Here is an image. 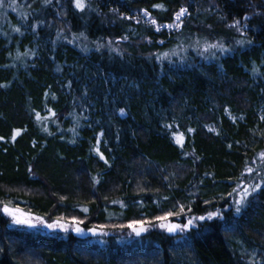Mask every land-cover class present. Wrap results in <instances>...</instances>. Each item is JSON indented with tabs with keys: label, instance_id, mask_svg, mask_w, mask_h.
I'll return each instance as SVG.
<instances>
[{
	"label": "trees",
	"instance_id": "16d2710c",
	"mask_svg": "<svg viewBox=\"0 0 264 264\" xmlns=\"http://www.w3.org/2000/svg\"><path fill=\"white\" fill-rule=\"evenodd\" d=\"M85 4H0V264H264V0Z\"/></svg>",
	"mask_w": 264,
	"mask_h": 264
},
{
	"label": "snow or ice",
	"instance_id": "6c2138e0",
	"mask_svg": "<svg viewBox=\"0 0 264 264\" xmlns=\"http://www.w3.org/2000/svg\"><path fill=\"white\" fill-rule=\"evenodd\" d=\"M3 3V0H0V4ZM86 4H85V0H75V7L77 9H80V10H83L85 8ZM154 7H163V5H154ZM145 14L146 15H150L147 10L145 9ZM187 12V9L186 8H180V10L175 14V17H176V20L177 21H181V17L184 13ZM152 23L155 24L156 21L155 20H152ZM240 24V21L237 20L234 22V25L235 26H239ZM168 27H172L173 25L169 24L167 25ZM179 26V25H177ZM17 31H19V29H16ZM81 35H83V33H81ZM237 43L239 44H243L245 43L244 40H238ZM218 45H206V48H212V47H217ZM222 47V46H220ZM166 55V54H165ZM256 69H254L255 71ZM121 113H123V109L120 110ZM52 115L54 116L55 113H52ZM37 117L39 118V114L37 113ZM262 119H264V117H261ZM170 127V126H169ZM189 131H192L191 129H189ZM19 133V130H17V134ZM174 136H177V142L180 143L183 139V134L180 133V134H176V133H173ZM14 138V137H13ZM0 139H4L3 137H0ZM262 156H264V153H261ZM249 172L252 171L251 168L248 169ZM239 186V185H238ZM261 187L260 184H256L254 185L251 189L248 188V187H245L241 192L238 193V198L236 199L235 203L237 205L236 207V211L239 212L240 211V206L245 202L246 198L251 194V191H254L256 189H259ZM233 191L235 192L236 189H233ZM231 195V194H230ZM179 208H180V211L179 212H172V211H169V212H166L164 215L162 216H157L156 217V220L158 221H161L162 223L160 224V227L161 228H167V230L169 232H172V231H175L177 228H182V229H187L189 228L192 224H193V221L196 220V219H199V220H204L205 217L204 216H200V217H193L191 219L188 220V222L184 225H177V224H172V223H168V218L171 217V216H178L180 215L184 210V205H179ZM85 211H87V209H84ZM3 211L6 212V213H9L10 215H12L15 219H16V222L17 223H25V224H31V221L27 218H24L22 219V213L20 215H17V213L20 212L19 209H13V208H10L8 207L7 205L4 206L3 208ZM219 212H210L208 213V218L211 219L213 216H216L218 215ZM73 221L75 222V231L76 232H81L82 229L79 227V224L82 223V221L76 219L75 217L72 218ZM144 221H132L128 226L130 228L133 229L134 232H136L137 235H139L141 232L143 231H146V229L143 227L144 225ZM139 225V227H138ZM48 227L50 228H55V227H65V225L63 224H60L58 221L57 222H54L52 224H49L47 225ZM90 232H93L95 233L96 232V229L95 228H92V229H89Z\"/></svg>",
	"mask_w": 264,
	"mask_h": 264
},
{
	"label": "rangeland",
	"instance_id": "374dc122",
	"mask_svg": "<svg viewBox=\"0 0 264 264\" xmlns=\"http://www.w3.org/2000/svg\"><path fill=\"white\" fill-rule=\"evenodd\" d=\"M146 20H147V22L149 23V21H150V18H147L146 17ZM9 207V206H8ZM10 208H13V207H11L10 206ZM13 209H17V208H13ZM20 210V209H19ZM4 212V211H3ZM6 213V212H5ZM23 214L22 215V219H24V218H27V219H29L31 222H33L35 219H32V217L30 216V214H27V213H25V211H23L22 209L20 210V212L19 213H17V215H20V214ZM7 216L9 217V218H11V219H13V220H15L16 221V219L12 216V215H10L9 213H7ZM189 220V219H188ZM188 220L187 221H183L184 223H181V222H179L178 223V225H184V224H186L187 222H188ZM171 220H168V223L170 222ZM33 223H35V222H33ZM162 222H160V224H161ZM36 224H38V225H43V223L41 222V221H37V223ZM74 224V223H73ZM73 224H72V228H73ZM192 226V225H191ZM190 226V227H191ZM148 227H151V226H145L144 228L145 229H147ZM189 227V228H190ZM83 229H85V230H88V229H86V228H84V227H82ZM189 228H187V229H189ZM162 229H164L165 230V232H169L168 230H167V228H162ZM187 229H182V228H178V231L176 232V233H178V232H183V231H185V230H187ZM72 230V229H71Z\"/></svg>",
	"mask_w": 264,
	"mask_h": 264
},
{
	"label": "water",
	"instance_id": "95a60500",
	"mask_svg": "<svg viewBox=\"0 0 264 264\" xmlns=\"http://www.w3.org/2000/svg\"><path fill=\"white\" fill-rule=\"evenodd\" d=\"M4 208V207H3ZM3 208H2V210H3ZM75 227H76V225H75V223L73 224V228H72V232H73V234L79 239V238H81V239H85V238H87V237H89V236H91L92 235V232H90L89 230H85V229H83L82 228V226L79 224V227L82 229V231L81 232H76L75 231ZM132 231H133V229H132ZM133 233L134 234H136V232H134L133 231Z\"/></svg>",
	"mask_w": 264,
	"mask_h": 264
}]
</instances>
